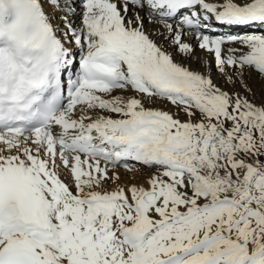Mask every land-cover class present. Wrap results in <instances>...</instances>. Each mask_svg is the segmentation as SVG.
Here are the masks:
<instances>
[{"label":"snow or ice","instance_id":"6c2138e0","mask_svg":"<svg viewBox=\"0 0 264 264\" xmlns=\"http://www.w3.org/2000/svg\"><path fill=\"white\" fill-rule=\"evenodd\" d=\"M0 264H264V0H0Z\"/></svg>","mask_w":264,"mask_h":264},{"label":"bare ground","instance_id":"6f19581e","mask_svg":"<svg viewBox=\"0 0 264 264\" xmlns=\"http://www.w3.org/2000/svg\"><path fill=\"white\" fill-rule=\"evenodd\" d=\"M152 27H153V26H152L151 23L146 24V30H151ZM223 31H224L223 29H220V30H218V32L215 33V34H221V32H223ZM154 38L157 39V42H158V43L162 42L159 38H157V37H154ZM192 42L195 43V41H192ZM196 55H197V56H203L204 53H202L199 49H197ZM176 58H177V60H178L179 62L184 63L186 66H190V67H192V68H196V69H199V68L201 67L200 64H199V62L196 61V60H184V59H183L182 57H180V56H177ZM217 75H218V74L213 73L214 78H217ZM248 82H249V84L252 86V88H253V90H254L255 92H257V93L260 92L261 87H262V84H261V82L258 80V78L255 77V75H253V76H251V77H248ZM65 95H66V94H65ZM257 102H259V95L257 96ZM152 106H154V107H162V108H168V107H169V105H167L166 103L161 102V101H157V102H156L154 105H152ZM121 171H123V170L121 169Z\"/></svg>","mask_w":264,"mask_h":264},{"label":"rangeland","instance_id":"374dc122","mask_svg":"<svg viewBox=\"0 0 264 264\" xmlns=\"http://www.w3.org/2000/svg\"><path fill=\"white\" fill-rule=\"evenodd\" d=\"M256 77V76H255ZM257 78V77H256ZM260 81V79H258ZM261 82V81H260Z\"/></svg>","mask_w":264,"mask_h":264}]
</instances>
